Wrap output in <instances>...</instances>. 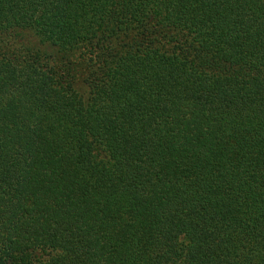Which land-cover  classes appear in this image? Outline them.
I'll return each mask as SVG.
<instances>
[{"label": "trees", "instance_id": "obj_1", "mask_svg": "<svg viewBox=\"0 0 264 264\" xmlns=\"http://www.w3.org/2000/svg\"><path fill=\"white\" fill-rule=\"evenodd\" d=\"M0 264H264V0H0Z\"/></svg>", "mask_w": 264, "mask_h": 264}]
</instances>
